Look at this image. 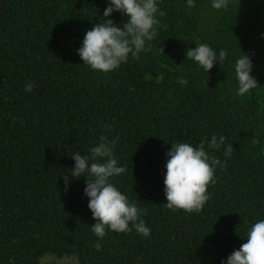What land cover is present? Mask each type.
Returning <instances> with one entry per match:
<instances>
[{
  "label": "trees",
  "instance_id": "16d2710c",
  "mask_svg": "<svg viewBox=\"0 0 264 264\" xmlns=\"http://www.w3.org/2000/svg\"><path fill=\"white\" fill-rule=\"evenodd\" d=\"M157 2L165 15L147 50L103 73L77 50L109 0H0V264H222L264 219V0L220 10L212 0ZM108 18L126 20L118 11ZM196 42L225 48L223 68L208 73L186 59ZM241 51L259 84L244 96L234 68ZM213 134L226 141L209 154L226 166L216 167L209 199L199 213L167 209V151ZM103 135L118 139L126 172L112 182L147 209V237L133 228L98 238L85 177L69 172L65 190L70 151L86 155Z\"/></svg>",
  "mask_w": 264,
  "mask_h": 264
},
{
  "label": "clouds",
  "instance_id": "9594fccd",
  "mask_svg": "<svg viewBox=\"0 0 264 264\" xmlns=\"http://www.w3.org/2000/svg\"><path fill=\"white\" fill-rule=\"evenodd\" d=\"M187 6L195 7L194 0H187ZM228 6L229 0H212L211 4L217 10L227 9ZM117 11L126 17L121 25L108 18ZM158 15L164 16L165 12L160 10L157 0H109L103 17L86 31L81 47L77 50L83 63L92 70L108 73L121 63H126L130 55L138 59L139 54L147 50L146 42L157 36L160 23ZM196 45L195 48L186 49V59L197 62L208 73L217 63L222 67L228 56L225 48L217 51L207 43L196 42ZM161 50L164 52L163 48ZM234 68L238 81L237 95L244 96L259 85L251 74L253 61L250 55L241 51ZM178 83L187 85L188 81L180 77ZM33 87L34 83L29 82L24 90L31 92ZM106 127L111 129L110 125ZM225 141V136L213 134L210 140L205 136L197 145L172 143L166 153L164 192L167 202L164 207L187 213H199L202 210L209 199V185L216 183V167L226 166V161L222 163L208 150H219ZM117 143L118 139L103 135L95 146L86 151V155H81L80 151H70L68 155L75 164L63 174L65 190L69 185V172L75 179L85 177L84 193L89 198L88 207L96 220L91 225V231L98 238H103L106 230L127 233L133 228L147 237L151 229L140 219L147 209L139 208L112 182L113 177L126 172V167L119 166L114 155ZM232 151L233 145L228 144L224 155L230 157ZM243 237H246L247 242L235 249L222 264H264V219L252 223ZM95 247L100 251L102 245L98 241Z\"/></svg>",
  "mask_w": 264,
  "mask_h": 264
},
{
  "label": "rangeland",
  "instance_id": "374dc122",
  "mask_svg": "<svg viewBox=\"0 0 264 264\" xmlns=\"http://www.w3.org/2000/svg\"><path fill=\"white\" fill-rule=\"evenodd\" d=\"M53 261H54V260H53V258H51V257H47V258L45 259V263H46V264H51ZM71 262H75V260L73 259V260H71Z\"/></svg>",
  "mask_w": 264,
  "mask_h": 264
}]
</instances>
